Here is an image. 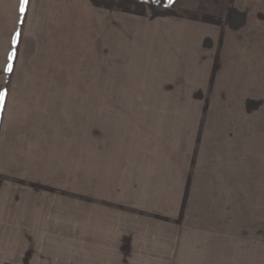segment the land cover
I'll return each mask as SVG.
<instances>
[{
    "label": "rangeland",
    "instance_id": "374dc122",
    "mask_svg": "<svg viewBox=\"0 0 264 264\" xmlns=\"http://www.w3.org/2000/svg\"><path fill=\"white\" fill-rule=\"evenodd\" d=\"M156 1L132 0L125 14L117 6L113 44L77 47V55L65 57L72 60L59 53L49 77L29 80L48 87L32 96L51 102L45 113L52 133L68 139L67 264L139 260L150 231L140 234L141 223L131 219L137 214L116 197L146 199V188L163 182L159 173L155 181L138 172L129 178V160L139 155L161 159L147 163L151 172L165 162L173 168L176 155L180 169L191 161L200 166L190 189L193 213L229 217L228 248L215 256L211 246L213 255L208 250L195 260L264 264V0H183L195 41L188 46H181L188 30L179 34L186 14ZM82 154L83 172L76 174L71 167ZM161 186L186 197L182 178ZM132 220L133 233L142 236L132 238L134 247L124 238V223ZM210 226L223 230L219 222Z\"/></svg>",
    "mask_w": 264,
    "mask_h": 264
},
{
    "label": "crops",
    "instance_id": "0c3cea01",
    "mask_svg": "<svg viewBox=\"0 0 264 264\" xmlns=\"http://www.w3.org/2000/svg\"><path fill=\"white\" fill-rule=\"evenodd\" d=\"M162 5L177 14H186L180 21L177 17L182 24L179 34L184 35L188 30L181 46L194 45L195 41L189 38L190 25L186 21L189 13L183 10L188 8L183 0ZM20 6L21 0H0V93H7L0 104V264H67L68 139L66 134L52 133L50 112L45 113L51 110V102H37L32 96L45 94L48 87L36 86L34 80L32 84L29 80L49 77V62L57 61L54 56L59 53L65 55L63 59L72 60L75 57H65L69 52L77 55V47L79 52L91 44L96 51L97 46L113 44L117 6H123L124 14L132 13V0L127 3L126 0L119 3L117 0H29L24 13L20 12ZM134 8L141 9L140 6ZM69 47L76 49L70 51ZM9 65L11 72L6 70ZM62 141L66 144L62 145ZM136 148L145 152L140 144ZM189 149H194L192 143ZM83 157L82 154L75 161L72 172H83ZM171 158L173 168L167 167L169 163L165 162L160 172H151L147 163L160 164L161 159L132 156L129 178L133 172H138L141 179L146 174L144 177L155 181L161 174V185L165 179L179 181L182 178L186 197H178L171 191H167L171 194L167 195L158 183L157 187L146 188L149 190L146 199L116 197L117 203L111 198L127 206L129 213L137 214L131 219L141 223L140 234L150 231L141 246L139 260L124 264H222L195 260V255L202 257L208 250L213 255L214 247L218 249L216 256L221 249L228 248L227 240L232 231L224 230L227 227L224 223L229 222V217L224 215L222 220L221 214L193 213V197L189 196L194 192L190 189L202 169L192 161L180 169L182 158L177 155ZM138 187L131 189H140ZM210 222L221 223L223 230H216L214 226L208 228ZM124 224L125 241L129 246L130 239V246H135L132 238L141 241L142 236L133 233L137 231L133 229V220ZM230 256L237 257L233 251Z\"/></svg>",
    "mask_w": 264,
    "mask_h": 264
},
{
    "label": "snow or ice",
    "instance_id": "6c2138e0",
    "mask_svg": "<svg viewBox=\"0 0 264 264\" xmlns=\"http://www.w3.org/2000/svg\"><path fill=\"white\" fill-rule=\"evenodd\" d=\"M29 0H21L20 12L24 13L26 10V6L28 5ZM14 55V54H13ZM8 72L12 71L11 65L8 66L6 69ZM6 92L0 93V104L3 103V99L6 96Z\"/></svg>",
    "mask_w": 264,
    "mask_h": 264
},
{
    "label": "trees",
    "instance_id": "16d2710c",
    "mask_svg": "<svg viewBox=\"0 0 264 264\" xmlns=\"http://www.w3.org/2000/svg\"><path fill=\"white\" fill-rule=\"evenodd\" d=\"M156 4H157V1L156 0H153ZM174 0H165V2H166V4H169V3H171V2H173ZM164 2V3H165Z\"/></svg>",
    "mask_w": 264,
    "mask_h": 264
}]
</instances>
